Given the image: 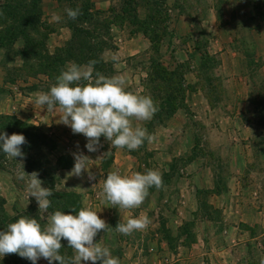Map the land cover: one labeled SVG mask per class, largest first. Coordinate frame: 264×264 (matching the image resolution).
Segmentation results:
<instances>
[{
    "label": "rangeland",
    "instance_id": "rangeland-1",
    "mask_svg": "<svg viewBox=\"0 0 264 264\" xmlns=\"http://www.w3.org/2000/svg\"><path fill=\"white\" fill-rule=\"evenodd\" d=\"M72 2L88 4L91 12L107 21V36L99 37L105 45L98 72L124 75L127 90L150 95L158 104L150 121L133 122L156 139L129 151L112 148L101 136L102 147L89 152L82 134L59 123L58 106L47 111L35 105L36 93L48 91L61 70L76 62L55 59L72 37L64 11L70 2L0 0V116L13 115L45 134L49 145H40V154L34 156L50 162L49 175H44L26 158L0 157L4 213L17 219L41 218L35 198L27 200L26 181L17 179L22 163L25 173L38 172L42 187L53 189L49 213L72 212L71 205L64 210L56 199L69 204L74 199L78 209L102 208L97 214L111 229L101 230L94 242L108 247L120 264H261L264 0ZM53 12L61 15V22L52 21ZM83 26L104 31L99 24ZM114 54L119 61L112 60ZM158 67L170 80L158 78ZM175 80L180 81L182 95L167 89L172 82L176 85ZM168 92L176 96L175 102L168 99ZM77 152L90 158L94 180L87 172L69 174ZM107 152L110 155L103 156ZM146 169L159 170L165 187L150 188L139 208L119 209L103 202L108 172L130 175ZM145 213L151 220L146 230L131 235L115 230L118 223ZM61 244L62 255H75L66 240ZM15 260L5 255L0 264H32L26 258L24 263ZM36 264L48 261L40 258Z\"/></svg>",
    "mask_w": 264,
    "mask_h": 264
},
{
    "label": "clouds",
    "instance_id": "clouds-1",
    "mask_svg": "<svg viewBox=\"0 0 264 264\" xmlns=\"http://www.w3.org/2000/svg\"><path fill=\"white\" fill-rule=\"evenodd\" d=\"M67 17L75 20L81 15L79 7L64 10ZM52 21L61 22L62 17L53 12ZM119 61L118 55L112 56ZM96 60H89L80 65L69 62L56 77L55 83L46 92L35 95L34 104L40 109L55 111L59 107V123L71 128L74 134H82L89 152L98 151L100 137L110 142L112 148L138 150L147 140L153 142L156 137L147 129L134 121H150L158 112V104L150 95L127 90V79L124 75L105 76L96 71ZM26 143L22 134L0 132V150L8 158L24 159L21 146ZM110 155L109 152L103 156ZM74 166L70 175L80 176L87 172L90 180L95 175L89 171L90 158L82 152L73 153ZM102 156V157H103ZM17 173V179L26 181V197H34L41 213V218L21 215L15 222L9 223L5 231H0V258L5 255L17 254L36 264L43 258L48 264H81L91 261L92 264H120L118 257L112 255L110 249L101 243L94 242L97 234L109 230L102 219L90 205L78 211L65 213L61 210L48 212L51 207L50 197L53 189L42 187L43 181L39 173H25L23 164ZM157 190L165 187L163 175L157 169H146L143 173L132 172L121 174L119 170L107 173L103 181V202L112 207L132 210L139 208L149 195V189ZM151 224L148 215L130 217L125 223H118L115 230L123 235H131L134 231L146 230ZM66 240L75 255L67 257L61 254V240ZM264 264V259L261 260Z\"/></svg>",
    "mask_w": 264,
    "mask_h": 264
},
{
    "label": "trees",
    "instance_id": "trees-1",
    "mask_svg": "<svg viewBox=\"0 0 264 264\" xmlns=\"http://www.w3.org/2000/svg\"><path fill=\"white\" fill-rule=\"evenodd\" d=\"M69 2L70 4L67 6V8L75 9L79 7L82 14L79 15L75 20H71L69 18L67 19L68 25L72 31V37L64 48V53H62L61 56H57L55 59L60 63H63L66 60H75L76 62H78V64L83 61V63L86 64L89 60H96L97 64L95 65V69L96 71H98L102 63L100 52L103 50V47L105 45L103 39H99V37L101 36L104 38L105 36H107L106 32L108 31L109 27L108 24L104 25V23H107V21L104 19H99L96 13L91 12L88 8V4L85 3L78 5L75 2H72V0H69ZM87 22L92 25H102L104 31L98 33L95 31V29H86L83 25ZM0 40V44H2L3 38L0 37ZM62 55H64V57H62ZM157 69L159 79L164 81L170 80V77H168V73L164 68L158 67ZM169 74H171V72H169ZM175 82L176 85L174 84V82H172L167 86V89L170 91L172 90L174 94H177V96L180 94L182 95V91L180 89V81L175 80ZM174 94L169 92L167 94L168 99L172 102L176 101V96ZM0 132L7 133L8 135H11L13 133L22 134L26 138V143L21 146L22 151L25 154L24 158H26V160L29 161L30 164L33 163L35 166L33 168H35L38 172H41L44 175H49L48 166H50V162L46 159V157L41 160L37 159L34 156L40 154V152L38 151L40 145H49V139L45 134L39 132L35 125L22 121L13 115H2L0 116ZM4 155L5 153L0 150V157H3ZM58 196H61V194H58ZM50 200L51 202L54 201L52 197ZM56 201L62 202L60 206L64 210H67L68 205H71L72 209H75L76 211L79 210L78 205L75 204L74 199L71 204H69L68 202L66 203L65 201H59L57 199ZM2 203H4L3 199H1L0 203V231H5L7 225L9 223L15 222L17 216H7L4 213L3 208L1 207ZM10 255L14 258H17V260H15V263H17L18 261L24 263V258L20 257L19 255Z\"/></svg>",
    "mask_w": 264,
    "mask_h": 264
}]
</instances>
